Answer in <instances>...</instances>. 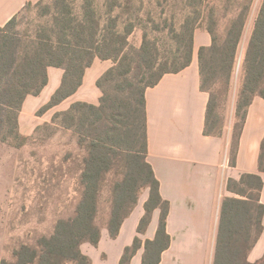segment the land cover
I'll list each match as a JSON object with an SVG mask.
<instances>
[{
	"label": "trees",
	"instance_id": "1",
	"mask_svg": "<svg viewBox=\"0 0 264 264\" xmlns=\"http://www.w3.org/2000/svg\"><path fill=\"white\" fill-rule=\"evenodd\" d=\"M252 0H250L251 2ZM44 0L25 9L40 8ZM126 0L125 9H130ZM118 0H111L108 21L102 22L92 0L82 2V13L73 17L67 0H54L41 14L52 16L36 32H11L18 13L4 26L0 25V139L20 144L26 136L19 130V115L28 95H39L49 82V67L64 70L61 85L50 101L38 111L41 115L75 94L82 86L84 76L96 58L113 60L97 85L104 94L99 105L78 101L65 110L56 112L54 120L61 118L67 128L78 125L80 144L87 150L81 174L83 194L75 214L57 220L50 235L38 238L35 245L23 243L13 251V258H3L0 264H92L82 251V244L97 245L102 229L98 225L99 198L104 183L111 181V210L107 227L117 237L124 220L134 210L141 193L149 195L144 203L145 213L138 232L144 233L155 209L161 210L158 229L153 240L147 239L142 264H159L161 255L170 245L167 218L170 204L160 192V181L147 162L148 135L146 90L155 86L166 73H177L193 60L196 29L208 31L212 44L199 49L201 89L209 93L204 134L222 136L225 120L218 113L219 95H226L236 62L238 47L248 21V8H244L230 22L224 36L216 29L214 10L206 16L198 13L188 18L180 32L172 33L177 42L173 58L160 61L157 42L143 34L139 48L129 43L135 25L129 23L124 31L117 30L118 17L113 16ZM113 83L114 92L103 89V83ZM221 93L219 92V90ZM256 95L264 97V0L249 40L244 61V76L236 107L231 164H236L237 146L244 127L247 108ZM260 168L264 170V142L260 155ZM112 177V179H109ZM262 176L243 174L240 180L230 179L228 189L242 198L223 200L218 242L214 264H264L248 261V253L260 238L263 227L264 204L261 192ZM142 247L136 236L132 246L126 247L121 259L129 264Z\"/></svg>",
	"mask_w": 264,
	"mask_h": 264
},
{
	"label": "crops",
	"instance_id": "2",
	"mask_svg": "<svg viewBox=\"0 0 264 264\" xmlns=\"http://www.w3.org/2000/svg\"><path fill=\"white\" fill-rule=\"evenodd\" d=\"M39 1L0 0V25L4 26L22 12L26 4L34 5ZM211 44L210 33L196 29L192 63L180 72L166 73L155 86L146 90V160L160 181L162 197L170 204L167 218L170 245L163 251L159 264H214L223 200L226 197L242 198L228 189L229 180H240L243 174H258L264 182V170L260 168L264 142L263 96L256 95L247 108L234 166L231 164V145L236 116L225 125L222 136L204 134L210 96L201 89L199 49ZM109 60H104V63ZM110 67L97 63L95 59L87 68L79 90L47 112L54 108L65 111L78 101L99 105L101 94L94 86ZM48 72L49 82L42 92L28 95L23 103L19 130L25 135L34 132L39 124L36 117L41 118L38 111L61 85L64 70L49 67ZM148 195L146 190L144 197L124 220L117 237H112L108 228H103L97 245L82 244V251L91 258L92 264H122L124 251L132 246L136 236L142 240V247L129 264H142L145 242L155 238L161 214L159 208L155 209L146 231L138 232ZM261 202L264 204V186ZM262 223L264 227V216ZM261 240H264V230L249 251L248 261H252Z\"/></svg>",
	"mask_w": 264,
	"mask_h": 264
},
{
	"label": "rangeland",
	"instance_id": "3",
	"mask_svg": "<svg viewBox=\"0 0 264 264\" xmlns=\"http://www.w3.org/2000/svg\"><path fill=\"white\" fill-rule=\"evenodd\" d=\"M83 1L67 0L73 17L82 13ZM92 1L98 16L106 23L109 17L107 5L111 0ZM118 1L120 5L112 12L113 16L122 15L118 17L117 30L124 31L127 24L133 23L135 27L129 36V43L136 48L141 46L143 34L147 31L149 38L158 44L159 62L167 59L166 56L173 58L178 45L172 30L180 32L188 18H196L200 12L201 16H206L214 10L216 29L223 37L232 19L249 7L248 21L238 47L229 90L224 96L220 94L218 101L217 111L225 120V125L231 122L232 117L236 116L253 24L263 0H131L128 10L122 7L126 0ZM53 2L44 0L40 8L33 6L24 9L18 15L11 32L34 34L40 25L51 21L50 14L44 15L41 12ZM96 61L111 67L115 64L113 60L104 63V60L96 58ZM113 86V83H103V89L111 93L114 92ZM94 89L101 96L104 94L97 84ZM46 112L41 114V118L36 117L39 124L31 135L21 132L26 139L19 140L20 144L15 139H0V261L3 258L12 259L13 251L23 243L35 245L38 238L50 235L58 219L74 216L82 198L81 174L88 153L80 144L79 126L67 128L61 118L54 120L55 113L60 112L58 108ZM111 186V181L104 183L100 193L96 222L101 228L107 227L110 217ZM146 190L142 191L140 199ZM263 246L264 240H261L259 249L252 255V263L264 257Z\"/></svg>",
	"mask_w": 264,
	"mask_h": 264
}]
</instances>
